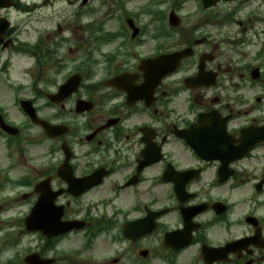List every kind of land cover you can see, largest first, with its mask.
<instances>
[{
	"label": "flooded vegetation",
	"instance_id": "af4514ba",
	"mask_svg": "<svg viewBox=\"0 0 264 264\" xmlns=\"http://www.w3.org/2000/svg\"><path fill=\"white\" fill-rule=\"evenodd\" d=\"M61 1L64 7L58 9V18L49 11L52 0H40L35 6L40 29L34 45V76L23 70L27 79L12 83L17 61L8 56L20 57L25 51L12 52L4 41L0 46V90L3 84L12 86V97L0 96V113L5 123L17 129L11 136L0 129V151L8 152L7 157L0 152V180L5 175L13 183L10 188L9 182H0V212L10 200L4 197L27 202V210L37 200L33 193L22 194L14 185L26 177L53 178L54 190L61 189L57 171L63 167L81 181L96 175L91 188L82 191L71 186L82 191L77 198L63 195L59 199L71 219L85 224L68 238L76 236L83 248L90 245L84 257L87 264H264V138L247 156L244 175L243 196L256 197L258 214L251 206L229 208V199L213 200L200 194H193L184 205L205 204L207 208L180 210L167 186L171 185L160 180L169 165L176 171L207 167L216 178L219 162L201 160L178 138L203 113H210L202 125L206 135L221 136L222 128L231 135L242 130L249 135L251 129L264 132V0H229L201 12L193 24L171 28L167 18L158 17L152 20L151 30L138 27L136 36L114 32L85 41L68 26L74 17L88 18V4ZM185 49H191V55L172 72L153 86L146 83L140 68L144 59ZM226 55L223 64L221 58ZM202 57L203 83L210 81L212 73L218 79L222 72L229 76L225 105L217 97V90H223L220 81L214 88L186 85L187 78L199 73ZM74 75L80 77L75 92L51 100ZM23 101L30 102L40 121L65 126L67 132L49 136L24 112ZM156 153L161 154L160 161L153 159ZM217 201L225 208H214ZM138 210L153 227V240L145 237L134 242L136 253L147 254L129 258L120 236L116 250L112 240L117 227L137 217ZM251 218L255 221L250 222ZM257 231L260 240L255 238ZM237 241L241 242L229 246Z\"/></svg>",
	"mask_w": 264,
	"mask_h": 264
},
{
	"label": "water",
	"instance_id": "95a60500",
	"mask_svg": "<svg viewBox=\"0 0 264 264\" xmlns=\"http://www.w3.org/2000/svg\"><path fill=\"white\" fill-rule=\"evenodd\" d=\"M35 216H37L36 212H32L30 217L27 219V229L34 230L36 228V222L38 220H37V218H35ZM40 230L43 231V232L46 231V229H44V228H41ZM33 259H34L33 257L28 258L27 259V263L28 264H34V262L32 261Z\"/></svg>",
	"mask_w": 264,
	"mask_h": 264
}]
</instances>
